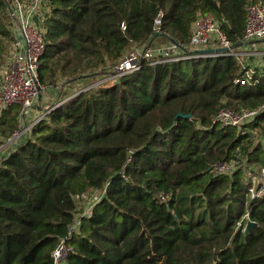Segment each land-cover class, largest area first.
Masks as SVG:
<instances>
[{
  "label": "trees",
  "instance_id": "16d2710c",
  "mask_svg": "<svg viewBox=\"0 0 264 264\" xmlns=\"http://www.w3.org/2000/svg\"><path fill=\"white\" fill-rule=\"evenodd\" d=\"M48 1L38 74L58 91L115 73L135 47L165 48L163 40L185 49L137 58L139 68L108 83L83 82L0 155V264H54L76 195L93 190L103 195L68 236L65 264H264V196L248 194L249 172L264 170V112L242 127L213 122L221 108L264 103V77L257 69V83H236L245 72L237 55L181 57L206 13L238 50L248 0ZM14 27L0 0V69ZM18 112L0 115V146ZM232 160L241 163L234 171L214 170ZM247 213L257 222L249 232Z\"/></svg>",
  "mask_w": 264,
  "mask_h": 264
},
{
  "label": "built area",
  "instance_id": "2783aa9c",
  "mask_svg": "<svg viewBox=\"0 0 264 264\" xmlns=\"http://www.w3.org/2000/svg\"><path fill=\"white\" fill-rule=\"evenodd\" d=\"M8 5L9 14L12 21H14V31L17 29V35L14 34L11 40L5 62L0 69V115H2L10 107L17 105L19 112L17 119L19 121L18 127L13 131L10 137L4 139V143L0 146V155L8 152L14 143L19 138L29 136L31 128L44 119L52 109L63 104L58 103V99H55L54 105L45 106L43 111L35 114V106L42 103L41 95L46 88L41 84L39 80V67L41 65V57L46 50L45 40V18L49 11L48 0H5ZM246 20L244 25L243 38L240 39V48L247 50L245 53L237 52L233 50V42L229 36L223 31L220 22L210 15L199 14L194 21L191 31L190 49L187 55L181 56L182 58L191 57H206L210 56H227L237 55L240 64L244 67L245 72L243 76L236 79V83L240 85H246L248 83H257L256 67L250 66L248 56L255 54V50L258 51V44H264V3L255 0H248L245 7ZM163 12L160 11L154 21L155 30L160 33L161 26L163 24ZM253 46L257 49H253ZM227 48L224 52H211L204 53L200 50L207 48ZM250 47V51H249ZM183 46H179L176 43L167 45V48H147L141 49L138 52V58H148L155 54L156 51H167L168 53L181 55ZM178 58V57H175ZM121 69L111 73L110 77L116 78L124 75L129 71L135 70L140 66L136 63L134 58L130 55H125L122 60ZM261 70V75L264 77V63L258 66ZM106 77V76H105ZM109 79H102L99 82L92 83L87 86L86 89L92 85L102 84L108 82ZM85 88L81 89L83 91ZM46 90V89H45ZM44 90V91H45ZM80 91V92H81ZM78 92V93H80ZM77 93V94H78ZM74 94L69 98L76 96ZM264 112V103L255 106L248 107L246 109L234 110L230 107L221 108L215 115L213 122L221 127H227L229 125L242 127L251 121H254L260 113ZM30 121V122H29ZM241 163L238 160H232L230 162L217 163L214 166V170L219 173H230L238 168ZM252 181L248 187V194L252 198H258L264 196V170L261 174H255L251 171ZM91 192L82 193L76 195L78 202V211L75 216V222L72 224L67 236L60 238V242L53 250L52 258L54 264H65L67 257L73 252V246L68 242V236L72 232L76 231L82 222V217L91 214L93 206L101 199L103 192H99L98 195L88 204H82L80 199L85 201L87 196H90ZM79 200V201H78ZM247 223L250 219L249 214L246 215Z\"/></svg>",
  "mask_w": 264,
  "mask_h": 264
},
{
  "label": "rangeland",
  "instance_id": "374dc122",
  "mask_svg": "<svg viewBox=\"0 0 264 264\" xmlns=\"http://www.w3.org/2000/svg\"><path fill=\"white\" fill-rule=\"evenodd\" d=\"M156 43H157L156 45L162 46V47L165 46V48H167V45H170L171 44L170 42L164 43L163 40H160L159 42H156ZM250 47H253V46L251 45ZM250 47H249V51L251 50ZM253 49H254V47H253ZM140 51H141V48L135 47L134 50H132L131 52H128L127 55H130L131 57H134L135 58L134 60H137V58L139 57L138 52H140ZM236 51L237 52H241V53L247 52V50L242 49L240 47ZM253 53H254V51H253ZM252 55L248 56L247 58H250V60H249L250 63H252V65L255 66L256 69H258V67L256 65L257 64H260V63L259 62H256L254 56L252 57ZM120 69H121L120 66H117L115 68L116 71H118ZM111 71H113V69H111ZM110 75H113V74H111V73H109V72L106 71V73L99 74V77H97V78L96 77L95 78H88L87 81H83V82L88 83L87 86H89L92 83L101 81L102 79H108V77H109V79L112 80V78L110 77ZM113 79H115V78H113ZM93 81H95V82H93ZM83 82L77 81V82H74V83H70L69 82L66 85L61 84V85H59V86H61V91H58V88L55 89V88H52L50 86L48 87V86H45L44 85L46 87L45 88L46 90L44 89L45 91L43 90L42 95H41L42 103H40V105L37 104L35 106V108H34V110L36 111L35 114H38V113L42 112L43 111V108L45 106H49L50 104L51 105H54L53 102L56 101L55 99H58V103H62L65 100H69V97L70 96H72L74 94H77L78 92L81 91V89H82L81 87L84 86ZM17 116H18V114H17ZM17 121H18V119H17ZM18 123H19V121H18ZM23 136L25 137V135H23ZM24 137H21L19 143L26 141V138H24ZM99 192L100 191H98V190H93V191H91V195L90 196H87V199L85 201H82L81 199H80V201L79 200L78 201L79 202H82V204H84V205L85 204H88V203H91V201L98 195Z\"/></svg>",
  "mask_w": 264,
  "mask_h": 264
},
{
  "label": "water",
  "instance_id": "95a60500",
  "mask_svg": "<svg viewBox=\"0 0 264 264\" xmlns=\"http://www.w3.org/2000/svg\"><path fill=\"white\" fill-rule=\"evenodd\" d=\"M201 52H204V53H211V52H224V51H227V48H207V49H204V50H200ZM177 116H184V117H191V113L189 114H183V113H178ZM257 225V222L254 221V220H251L248 222L247 226H246V229H245V232H249L254 226Z\"/></svg>",
  "mask_w": 264,
  "mask_h": 264
},
{
  "label": "crops",
  "instance_id": "0c3cea01",
  "mask_svg": "<svg viewBox=\"0 0 264 264\" xmlns=\"http://www.w3.org/2000/svg\"><path fill=\"white\" fill-rule=\"evenodd\" d=\"M17 33V29H15V32H14V34H16ZM19 33H17V35H18ZM259 47V48H258ZM257 48H258V51H256V52H254L255 54H253L252 55V57L254 56V58H255V61L256 62H259L260 64H257L258 66H261L263 63H264V44H258V46H257ZM256 48V46L254 47V49H257ZM258 53V54H257ZM258 55V56H257ZM250 60V58H248V61ZM250 62V61H249ZM256 65V66H257ZM250 66H253L252 65V63H250ZM258 69H260V68H258ZM261 71V70H260ZM20 139L21 138H19L18 139V143L20 142Z\"/></svg>",
  "mask_w": 264,
  "mask_h": 264
}]
</instances>
